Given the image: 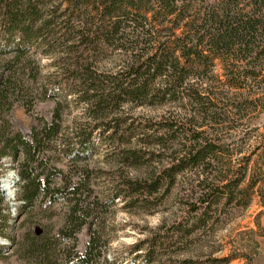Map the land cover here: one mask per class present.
I'll return each mask as SVG.
<instances>
[{
    "label": "trees",
    "instance_id": "obj_1",
    "mask_svg": "<svg viewBox=\"0 0 264 264\" xmlns=\"http://www.w3.org/2000/svg\"><path fill=\"white\" fill-rule=\"evenodd\" d=\"M186 4L184 0H0V56L10 55L13 51L26 55L30 52L34 57L55 61L53 79H43L47 92L60 96L76 95L86 107L87 120L101 122L94 124L87 135H84L82 126H74V140L78 143L73 154L82 153L79 160L86 158V142L93 130L100 126L102 133H107L111 145L117 146L130 145L135 132L139 138L145 130H151L152 135L145 136V142L141 141L146 152L142 149L122 151L118 162L141 165V160L148 156V161L155 160L160 165L154 170H146L147 174L137 180L127 179L115 171L107 200L89 209L90 206L83 207L81 201V184L86 181L85 177L81 184L53 188L49 185L48 176L38 171L47 142L57 134L54 118L43 124L39 131L30 132L25 142L20 134L14 139H4L0 132V159L6 155L16 158L19 151L24 153L21 178L26 181L22 196L25 208L38 200L46 206L55 201L72 204L65 215L67 228L60 231V238L75 236L83 219L90 218L85 227V236L88 235L104 207L114 200H122L125 208L135 206L150 212L153 210L152 198L159 193L162 196L170 193L177 179H181L183 185L177 186V192L182 220L175 223L170 234L146 239L144 249H139L142 244L131 248L132 255L140 253L134 257L143 259L142 264H163L161 255L167 246L199 232L206 225L211 209L218 207L222 198L227 205L231 202V191L239 182L233 185L226 175L213 172L215 157L224 151L214 139L209 138L211 135L200 130L207 122L208 105L202 104L204 108L194 109L203 103L205 96L190 85V72L197 66L198 48L203 44L216 51L235 48L237 53L244 55L242 58L252 57L254 50L250 48L264 44V0H207L198 11L202 16L191 22L197 24L199 30L188 35L183 31L187 24L183 15L192 3ZM204 28L211 32L202 35ZM158 29H166L169 34L162 38ZM62 45H68L61 52H66V59L57 62L56 54L48 52V49L60 50ZM112 52H119L124 57L123 65L116 73L98 77L91 70L93 63L100 56ZM260 53L264 54V48ZM254 60L261 62L257 57ZM228 66L223 63L228 79L241 73L233 72L235 69L228 71ZM253 72L258 73L259 70L254 68ZM9 83L10 77L0 72V89L7 88ZM154 83L161 85L157 90L158 96L151 93ZM144 101L152 107L163 106L168 101L189 105L191 116L180 121L160 118L156 122L146 121L126 128V121L117 116L118 111L129 103L142 104ZM197 117L202 119L199 125L194 123ZM173 147L176 150L171 152ZM142 168L146 169L148 165L144 164ZM256 194L264 209L260 190ZM0 203H4L1 192ZM9 219V215L3 216L4 221ZM73 228L74 234L70 233ZM37 241L42 242L40 239ZM35 246H39L38 252L48 248L46 244ZM86 248L77 261L65 258L66 264H92L94 252L98 253L95 239L90 235ZM173 264H191V261L183 259L173 261Z\"/></svg>",
    "mask_w": 264,
    "mask_h": 264
},
{
    "label": "rangeland",
    "instance_id": "obj_2",
    "mask_svg": "<svg viewBox=\"0 0 264 264\" xmlns=\"http://www.w3.org/2000/svg\"><path fill=\"white\" fill-rule=\"evenodd\" d=\"M206 1L184 0V4L192 3L183 15L187 23L183 29L185 35L199 30L197 24L191 22L202 16L198 11ZM158 30L162 38L169 34L166 29ZM209 32L211 30L204 28L202 35ZM204 45L198 48L199 60L196 59L197 66L190 72V85L205 96L203 103L194 106V109L208 105L207 124H202L205 126L200 130L211 135L209 138L214 139L224 151L215 157L214 174L226 175L233 185L239 183L231 191V202L227 205L224 198L222 202L219 198L221 204L211 209L206 225L186 240L174 241L173 246H167L161 255V262L173 264V261L188 259L191 264H264V209L256 194L260 190L264 197V54L260 53L264 44L250 48L254 53L247 58H242L244 55L237 53L235 48L216 51ZM65 46L68 45H62L60 50L49 48L48 52L56 54V61L61 62L66 59V52L61 53ZM254 57L261 62L255 61ZM123 61L124 57L119 52H112L100 56L91 70L100 78L106 77L116 73ZM225 62L229 65L228 71L235 69L233 72L241 73L228 79L223 70ZM54 63L45 57H34L30 52L26 55L13 51L10 55L0 56V72L10 77L7 88L0 89V132L4 139H14L20 134L25 142L30 132L39 131L43 124L50 123L54 118L57 134L47 142L38 171L48 176L49 185L53 188L81 184L85 177V183L81 184V201L83 207L93 209L107 200L115 171L127 179L137 180L147 174L146 170L160 166L155 160L148 161V156L141 160V165L118 162L122 151L142 149L146 152L143 145L146 140L143 139L152 135L151 130H145L139 138L135 132L130 145L117 146L111 145L107 133H102L100 126L93 130L86 142V158L79 160L82 153L73 154L78 143L74 140V126H82L84 135H87L94 124L101 122L87 120L86 107L76 95L60 96L47 92L43 79H53ZM254 68L259 72H253ZM160 86L159 83L151 85L152 95L158 96ZM148 100L152 102L153 98ZM190 112L189 105L178 102L168 101L163 106L152 107L144 101L142 104L125 105L117 116L126 121L127 128L166 117L179 121L183 117L189 119ZM213 119L214 122L211 121ZM201 121L197 117L194 123L199 125ZM215 122L216 125H213ZM173 150L176 148L173 147L171 152ZM23 161V151H19L16 158L6 155L0 159V179L6 180L11 175L13 182L14 177L17 178L16 184L10 188L11 192L14 191L13 200L0 191L4 199V203H0V264H66L65 258L77 261L87 249L88 235L95 239L98 253L94 252L92 264H142L143 259L134 257L140 253L132 255L131 248L142 244L139 249H144L146 239L170 234L175 223L182 220L177 186L183 183L177 179L170 193L163 196L159 193L152 198L153 210L150 212L153 214L135 206L125 208L122 200H114L104 207V212L99 214L88 235L85 236V227L90 218L83 219L75 236L60 238V231L67 228L65 215L72 204L55 201L46 206L38 200L25 208L22 196L26 181L21 178ZM144 164L148 168H142ZM7 215L10 219L4 221L3 216ZM74 229H70V233L74 234ZM39 239L42 242L37 241ZM45 244L48 246L46 250L36 251L39 246L35 245Z\"/></svg>",
    "mask_w": 264,
    "mask_h": 264
},
{
    "label": "bare ground",
    "instance_id": "obj_3",
    "mask_svg": "<svg viewBox=\"0 0 264 264\" xmlns=\"http://www.w3.org/2000/svg\"><path fill=\"white\" fill-rule=\"evenodd\" d=\"M15 180H13L12 182V179H11V175L6 179V180H3V187H5V190L7 191V194H8V197L10 198L12 196V192L10 190L11 186H13Z\"/></svg>",
    "mask_w": 264,
    "mask_h": 264
},
{
    "label": "water",
    "instance_id": "obj_4",
    "mask_svg": "<svg viewBox=\"0 0 264 264\" xmlns=\"http://www.w3.org/2000/svg\"><path fill=\"white\" fill-rule=\"evenodd\" d=\"M15 179V182L13 183L14 185L16 184L17 182V178L14 177ZM0 191H2L3 195L6 197V198H9L8 197V194H7V191L5 190V187H3V179H0ZM13 197H14V191H12V196L10 197L12 200H13ZM9 198V199H10ZM1 243V242H0Z\"/></svg>",
    "mask_w": 264,
    "mask_h": 264
}]
</instances>
